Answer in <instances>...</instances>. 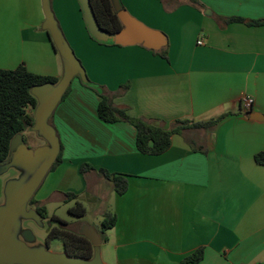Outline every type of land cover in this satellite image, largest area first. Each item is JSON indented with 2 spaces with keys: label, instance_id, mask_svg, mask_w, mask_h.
I'll return each instance as SVG.
<instances>
[{
  "label": "crops",
  "instance_id": "crops-1",
  "mask_svg": "<svg viewBox=\"0 0 264 264\" xmlns=\"http://www.w3.org/2000/svg\"><path fill=\"white\" fill-rule=\"evenodd\" d=\"M197 1L204 9L183 5L166 12L160 0H120L132 17L165 36L162 58L139 45L96 44L77 0H50L88 79L111 92L128 85L113 103L131 117L170 130L178 120L227 115L208 129L173 135L160 155H143L134 127L100 121V98L71 81L52 118L63 140L61 162L34 200L49 217L67 193L106 205L102 217L112 213L116 224L102 235L103 264H179L201 247L199 264H264V167L254 161L264 153V123L250 118L264 115V25L246 24L264 22V0ZM231 17L245 22L225 24ZM43 23L42 0H0V70L23 65L34 75L62 78L64 63ZM243 97L253 100L250 111L243 110ZM84 163L95 172L82 176ZM98 170L125 176L126 192L116 195ZM4 185L0 178V206Z\"/></svg>",
  "mask_w": 264,
  "mask_h": 264
},
{
  "label": "trees",
  "instance_id": "trees-1",
  "mask_svg": "<svg viewBox=\"0 0 264 264\" xmlns=\"http://www.w3.org/2000/svg\"><path fill=\"white\" fill-rule=\"evenodd\" d=\"M91 10L93 12L98 28L109 35L122 29V25L117 18L116 12L113 9L111 0H88ZM166 12H172L179 6L189 5L193 7L202 5L197 0H160ZM204 9V8H203ZM81 11V10H80ZM245 21L238 17H231L224 19V23H244ZM250 26L264 25L263 21L248 22ZM47 33V32H46ZM88 34V33H87ZM48 35V33H47ZM49 37V35H48ZM91 41L98 45L116 46L112 42L99 43L95 41L89 34ZM50 39V37H49ZM51 46L55 53L56 49L50 39ZM140 46V45H139ZM142 47V46H140ZM143 48V47H142ZM154 55H159L166 58L167 45L159 51H150ZM78 78V77H77ZM88 79V77H87ZM79 80V78H78ZM80 81V80H79ZM58 79L52 77H42L34 75L27 71V69L20 65L14 70H0V164H4L10 155V143L16 135H21L26 128L34 125V117L32 111L37 106L36 99L30 94L33 87L44 84L55 85ZM83 86H88L93 90L100 101L96 108V114L100 121L107 124H114L118 122L128 123L134 127L136 131L135 147L136 150L143 155L157 156L164 153L171 144V137L175 134H181L183 131L190 129H208L218 124L227 115H222L216 119L206 122L193 123L188 120H178L175 122L170 130L163 129L161 126H155L149 120L142 118L131 117L124 107L116 106L113 103L115 97L123 95L128 85L120 86L116 91L111 92L106 88L94 85L88 79V83ZM93 87V88H92ZM70 91V85L66 89L59 103H61ZM53 114L50 117L49 124L54 128L52 123ZM57 136V133H56ZM58 137V136H57ZM24 139V137H23ZM25 141V140H24ZM62 145L59 141V153L50 167L48 173L52 172L61 162ZM254 161L257 165L264 167V153H258L254 156ZM79 172L84 176L88 172H95V170L87 163L80 166ZM106 181H108L114 193L122 196L127 190L126 177L119 174H109L104 170H98ZM66 200L75 201V204L68 209V214L74 218H82L86 214L83 205L77 201L78 197L74 194H65ZM29 206L33 207L36 214L42 218H48L47 212L43 205L35 202L34 195L29 200ZM53 226H49L45 244L47 247L54 240H59L62 243L63 252L70 258H79L89 260L93 256V246L85 237L79 235L76 230L63 220L56 216L51 217ZM116 224V216L112 213L106 212L103 214L101 222L100 238L104 242L106 239L102 236L107 230L112 229ZM204 248H198L190 255L185 257L179 264H199L203 258Z\"/></svg>",
  "mask_w": 264,
  "mask_h": 264
},
{
  "label": "water",
  "instance_id": "water-1",
  "mask_svg": "<svg viewBox=\"0 0 264 264\" xmlns=\"http://www.w3.org/2000/svg\"><path fill=\"white\" fill-rule=\"evenodd\" d=\"M77 2L88 34L99 43L110 41L121 47L140 45L150 51H159L167 45L162 33L132 17L123 8L120 0H111L122 25V29L112 35L98 28L88 0H77ZM42 10L44 14L42 29L48 33L57 54L63 61L64 73L57 84H44L30 90V94L37 101L31 130L38 131L47 144L32 151L25 147L22 135H16L11 140L7 162L11 160L14 164H20L29 169L31 174L29 182L25 185L19 186L8 182L6 189L4 188L5 200L0 206V264H103L99 256L101 239L92 227L83 225L77 231L93 246V256L89 260L70 258L64 252L51 253L45 248L30 249L27 246V243L32 241L30 233L26 231L19 236L16 232L18 227L16 216L19 213L26 217L40 218L33 208L26 212L24 207L28 205L59 153V139L55 129L49 124L50 117L74 78L78 77L82 83H88L84 68L66 43L52 14L50 0H42ZM208 14L210 15L206 12V15ZM250 118L264 123L262 114L252 113ZM34 164L37 165L36 169L33 167Z\"/></svg>",
  "mask_w": 264,
  "mask_h": 264
},
{
  "label": "rangeland",
  "instance_id": "rangeland-1",
  "mask_svg": "<svg viewBox=\"0 0 264 264\" xmlns=\"http://www.w3.org/2000/svg\"><path fill=\"white\" fill-rule=\"evenodd\" d=\"M75 81H79L77 77L75 78ZM80 85L82 84L80 83ZM84 87H86V89H89V90L91 89L88 86H84ZM94 87L95 89L99 90V88L96 85H94ZM91 91L94 94H96L93 90ZM38 133H39L38 131L34 132L30 130L29 128H26L22 132V136L24 137L27 148L33 149L38 145L47 144L45 139L42 138V135ZM62 144H63V140H62L61 145ZM33 167L34 169H36L37 165L34 164ZM30 174L31 173L29 169L23 167L20 164H14L11 160L8 162L6 161L4 164H0V178L4 180L5 182L4 186H6L8 182L16 183L19 186L25 185L26 183L29 182ZM107 185L109 186L110 184L107 183ZM5 189L3 193L4 200H5ZM90 200L91 199L88 196H82L80 199L77 200L83 205V207L86 210V214L82 218H74L70 216L67 212L68 209L75 204V201H68V202L61 204L56 209L55 216L65 221L69 226L76 223L77 225L71 228L76 231L80 227V225L78 224H82V226L86 225V226L92 227L94 230H96V232L99 233L101 232L102 212H103V209L106 207V205L104 207L101 204H98ZM30 208H33V207L29 206V204L24 207L26 212H29L28 210ZM108 209H111L110 203L108 205ZM16 222L18 224L16 232L19 236H21V234L26 231L30 233L32 237V241L27 243V246L30 249L37 250V249L45 248L51 253H56V254L63 253L62 243L59 240L52 241L49 247H47L45 244L48 228L49 226L54 225V223L51 220V217L48 216V218L46 219H42V218L36 219L34 217H26L22 213H19L16 216Z\"/></svg>",
  "mask_w": 264,
  "mask_h": 264
},
{
  "label": "built area",
  "instance_id": "built-area-1",
  "mask_svg": "<svg viewBox=\"0 0 264 264\" xmlns=\"http://www.w3.org/2000/svg\"><path fill=\"white\" fill-rule=\"evenodd\" d=\"M197 44L201 45L202 41H199ZM241 105H242L243 110L250 111L253 106V100L250 97H243L241 99Z\"/></svg>",
  "mask_w": 264,
  "mask_h": 264
},
{
  "label": "flooded vegetation",
  "instance_id": "flooded-vegetation-1",
  "mask_svg": "<svg viewBox=\"0 0 264 264\" xmlns=\"http://www.w3.org/2000/svg\"><path fill=\"white\" fill-rule=\"evenodd\" d=\"M81 226H82V225H80L79 229L81 228ZM79 229H78V230H79ZM78 230H77V231H78Z\"/></svg>",
  "mask_w": 264,
  "mask_h": 264
}]
</instances>
